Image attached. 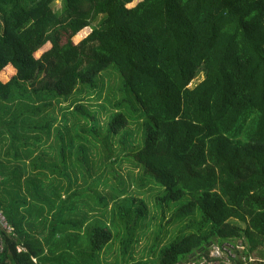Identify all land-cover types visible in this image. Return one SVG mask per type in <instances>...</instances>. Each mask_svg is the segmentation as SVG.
I'll return each mask as SVG.
<instances>
[{
  "label": "trees",
  "instance_id": "16d2710c",
  "mask_svg": "<svg viewBox=\"0 0 264 264\" xmlns=\"http://www.w3.org/2000/svg\"><path fill=\"white\" fill-rule=\"evenodd\" d=\"M55 1L0 0V210L11 227L0 264H102L114 243L109 264L210 261L225 242L227 260L252 264L264 246V0ZM109 70L100 120L76 93L100 94ZM122 153L137 168L129 181L112 167ZM130 186L155 189L165 220L137 260L155 214L146 220Z\"/></svg>",
  "mask_w": 264,
  "mask_h": 264
},
{
  "label": "rangeland",
  "instance_id": "374dc122",
  "mask_svg": "<svg viewBox=\"0 0 264 264\" xmlns=\"http://www.w3.org/2000/svg\"><path fill=\"white\" fill-rule=\"evenodd\" d=\"M137 0H134L133 2L130 3V5H132L133 3H135ZM60 4L59 0H56L54 3V8H57ZM89 28L86 27L82 30H80L78 33H76L75 35L72 36V40L74 42H78L80 39H82L88 32H89ZM45 46H43V48H45ZM41 51H36L34 54L35 56H38L40 54ZM7 76V75H6ZM200 78V77H199ZM102 87L100 90V94H98V88L96 87L94 89V91H92L90 94L85 95L84 92L81 93H76V96L79 98H82L83 102L86 103H90L92 105V108L97 109L98 113H99V118L100 120L104 118L105 116V110L103 109L100 105L102 104H106L105 103V96L107 94V90H108V84H115L117 77L115 76L114 72L112 70H109L107 73L102 75ZM198 78H195L194 81H196ZM107 105V104H106ZM108 106V105H107ZM110 106H108L109 108ZM129 129L131 130V132L133 133L134 137H138L139 132L138 130H136V124L131 123L129 125ZM126 152V151H125ZM125 153H122L120 155V157L122 156V158H120L117 162L112 164V167L115 169V171H117L119 173L120 176H122L125 180H128V171L131 169L133 170L134 174L137 171V168L132 167L130 162L127 161L126 157L124 156ZM116 157V155H113L112 159ZM80 181V180H79ZM99 190H102L104 193H107V191L109 190L108 187H102L101 185L99 186ZM130 190H133V195L136 198H141L143 199V202L146 204V208L148 210V214L146 217V220L149 221V219L151 218L150 216L154 215L153 219L151 220V223L153 224V226H150L148 229H146L145 231V235H142L138 238L136 244L133 247V257L135 260H137L138 258H140V256L142 255L143 251L145 250L144 248H148V245L150 244V241L153 240V236H154V224H158L161 222V224L164 225V221L165 220H160V213L158 211H156L153 207H154V196H155V189H147L146 188H142L140 190H137V192L135 191V187L134 186H130ZM181 202L180 200L177 201V203ZM169 215V212L165 213V219L166 216ZM168 232L165 233L164 231L160 232L159 237L162 238V243L166 242L170 236V232L172 229L171 225H168ZM165 234V235H164ZM147 236H149V240L147 239ZM236 244L240 243V240H235L234 241ZM230 242H225L223 243V247L219 248L217 247V245L213 244V246L211 247L210 250V255L215 257L216 259L213 260H200L198 262H193V261H188L185 263H179V264H233L231 260H227L226 258V253H227V249L230 246L229 244ZM240 247V246H238ZM241 248V247H240ZM264 254V246H258L255 250L251 251L248 255V260L252 262V264H258L259 261H264V258L262 260L261 257V252ZM118 251L117 248V243H114V245H112L108 251H106L105 253H103L102 255V264H109L113 261L114 256L116 254V252ZM146 255V254H145ZM240 255L242 256H238L240 258L244 257V254L240 253ZM152 256V255H150ZM146 257V256H143ZM264 257V256H263ZM244 260V259H242Z\"/></svg>",
  "mask_w": 264,
  "mask_h": 264
},
{
  "label": "built area",
  "instance_id": "2783aa9c",
  "mask_svg": "<svg viewBox=\"0 0 264 264\" xmlns=\"http://www.w3.org/2000/svg\"><path fill=\"white\" fill-rule=\"evenodd\" d=\"M10 229L11 227L8 225L4 214L0 210V230H10ZM3 249H4V243H3L2 236L0 234V254L3 252Z\"/></svg>",
  "mask_w": 264,
  "mask_h": 264
}]
</instances>
